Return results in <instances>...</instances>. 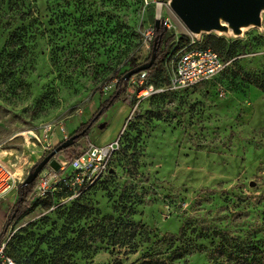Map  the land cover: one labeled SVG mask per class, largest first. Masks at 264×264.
I'll use <instances>...</instances> for the list:
<instances>
[{
  "label": "rangeland",
  "instance_id": "374dc122",
  "mask_svg": "<svg viewBox=\"0 0 264 264\" xmlns=\"http://www.w3.org/2000/svg\"><path fill=\"white\" fill-rule=\"evenodd\" d=\"M169 2L27 0L35 17L29 48L15 59L0 55V161L18 181L3 206L9 214L20 183L38 160L94 116L87 137L59 151L46 168L60 172L58 161L67 164L87 144H106L121 135L112 170L83 194L103 215H121L125 222L126 201L119 204V196L125 181L134 178L146 194L131 219L143 224L150 237L138 239L135 253L127 244L107 239L82 241L77 235L95 224L94 216L70 220L66 208L72 202L58 200L51 207L38 203L15 217L0 237L4 253L18 264H138L146 254L156 264H207L211 244L218 240L213 229L239 227L246 218L261 220L264 92L248 84L243 73L264 77V11L261 26L243 28L238 36L208 32L241 46L232 71L223 77L167 90V73L142 83L135 74L120 98L101 112V103L115 92L113 73L128 70L133 59L146 62L147 34L156 18L179 47L168 59V69L189 41L205 44L208 33L191 34ZM3 7L0 0V52L8 23L22 24ZM150 85L151 93L139 95L142 86ZM48 125L54 132L52 149L43 152L39 134ZM59 127H64L63 135ZM181 226L185 237L171 243L170 233ZM120 237L129 238L128 228ZM175 248L182 256L170 259Z\"/></svg>",
  "mask_w": 264,
  "mask_h": 264
},
{
  "label": "trees",
  "instance_id": "16d2710c",
  "mask_svg": "<svg viewBox=\"0 0 264 264\" xmlns=\"http://www.w3.org/2000/svg\"><path fill=\"white\" fill-rule=\"evenodd\" d=\"M26 2L27 0H4L6 9H4L5 7H3L2 11L7 10L13 14L15 13L18 20H20L22 24L16 25L14 27L9 25L8 23V37L4 42V45L2 47L3 49L1 50L0 55L8 53L15 59V56L18 55L23 49L29 48L28 44L33 38L31 23L33 20H35V17H33V9L30 8L29 5H26ZM26 22L28 24H26ZM152 28L153 35L151 40L149 41V52L145 61H150V56L154 46L155 60L150 65V67L145 70L146 79H149L153 75H165V73H167L166 84H168L169 72L166 62H168L170 56H173L176 53L179 47L175 46V42H173L174 36L168 35L166 32V28H164L163 25L158 26V28H155L153 25ZM205 41V44L201 45L202 47H210L218 55H220L223 61H230V63L224 68V71L216 77H223L227 72L232 71L233 63L235 62L239 54L237 53L238 48H241L239 42H230L224 36L222 37L215 33H208ZM179 42L183 44L181 39H179ZM130 65L131 66L128 70L122 71L120 72V74H117V72L113 73L114 75L112 78L116 79V83L114 85L115 92L101 103V112L112 105L113 102L118 100L121 93L125 91V86L131 79V77L125 78V73L140 64L136 63V59H133L130 61ZM243 77L248 84L257 87L264 92V77L261 78L256 74L253 75L248 72H244ZM144 87L145 86H142L141 88ZM94 121L95 117L93 116L92 120L81 123L78 128L70 134L78 135L74 143L81 137H87V130ZM120 141L121 135L119 138V144ZM64 149L65 148H63V150ZM118 150L115 152L110 161L111 164L108 174L112 170V162ZM42 158L43 157H41L38 161H40ZM135 172L136 171L134 170L132 174H135ZM108 174H106L105 176H107ZM104 177L96 180L95 182L103 180ZM129 177L132 178L131 176ZM133 180L134 178H132V180L125 181L124 185L122 186V193L119 196V204L125 203L126 201L127 209L125 210L127 212V220L125 222L121 218V215L114 216V214L111 213L103 215L98 208H94L89 200L87 201L83 192L91 187L92 184L83 189L80 192L79 196L69 200L72 203L69 207L66 208V216L68 219L79 220L83 215H85V217H95V224L88 226L87 229L81 228L79 234L77 235L78 239L85 241V237H87L90 238V242L94 244L104 243L106 239V242L110 240L111 244L114 245L127 244L130 253L136 252L140 244V241L138 239L141 238V236H144L146 240L149 239L150 236L144 228L145 226L141 223H136L131 219V215L135 212V206L140 203L142 199L141 196L146 194V192H143V186L140 185L141 183ZM35 184L36 178L32 183L26 185L20 183L16 193L17 198L15 200V203L11 206V212L7 215L6 220L2 225L3 227L0 232V237L5 233L7 225L10 224L13 219L21 213L27 211L30 207H34L38 203H42L48 207H51V205L56 204L58 200L67 195L66 188H63L62 190L53 192L49 197L45 199L29 200L30 202L28 204L27 198L32 193ZM123 210L124 208L121 210V212ZM233 215L234 214L230 215L229 222H231V220L233 219ZM261 217V220L259 218L255 219L254 221H252V219H248L247 221L246 218L243 221L244 224L239 227H233L230 225L228 226V228L213 229L211 234H213V237H216L218 240L215 243L212 242L213 244H211L209 252V258L211 261L207 264H264V213ZM257 226L258 228H256ZM126 228H128L129 238L126 241H121V232L122 230H126ZM87 230L90 231L89 234H87ZM183 237H185L183 226L178 229L177 233H170L169 235L171 243L181 240ZM68 242L69 241H67L65 245ZM72 242L74 243V240ZM77 250L80 251L81 249L78 248ZM173 253L174 254L171 255L170 259H176L182 256V251L180 250V248H175ZM147 255L149 254L143 256L141 262L138 264H156L157 261L155 262L151 258V256L149 257ZM16 264L18 263L16 262ZM69 264L77 263H75L74 261H69Z\"/></svg>",
  "mask_w": 264,
  "mask_h": 264
},
{
  "label": "built area",
  "instance_id": "2783aa9c",
  "mask_svg": "<svg viewBox=\"0 0 264 264\" xmlns=\"http://www.w3.org/2000/svg\"><path fill=\"white\" fill-rule=\"evenodd\" d=\"M147 35L151 40L153 28ZM189 42L179 49L170 64L169 81L165 86L167 90H180V88L194 87L196 84L208 82L221 74L230 63V61H223L220 55L210 47L197 46L194 44V40ZM166 63L168 65V62ZM136 77L137 82L142 83L146 79L145 71L138 72ZM152 90L151 85L145 86L139 90V95L151 93ZM59 133L63 135L64 127H59ZM53 134L52 125H48L40 131L43 152H49L52 149ZM119 138L120 135L115 140L101 145L87 144L85 150L80 152L79 156L70 159L67 164L65 161H58L60 172L43 168L36 177L31 200L45 199L53 192L63 188H66L67 195L61 198L60 202L69 201L79 196L83 189L108 174L110 161L119 149ZM56 154L53 157H56ZM67 167L70 170L65 172ZM17 184L18 181L12 168L0 161V202L17 188ZM3 248L4 243L1 242L0 264H16L11 256L4 253Z\"/></svg>",
  "mask_w": 264,
  "mask_h": 264
},
{
  "label": "water",
  "instance_id": "95a60500",
  "mask_svg": "<svg viewBox=\"0 0 264 264\" xmlns=\"http://www.w3.org/2000/svg\"><path fill=\"white\" fill-rule=\"evenodd\" d=\"M169 6L173 13L181 20L191 34L202 32H231L238 36L243 28L261 26V13L264 11V0H170ZM159 20L156 18L154 27L158 28ZM155 46L152 49L150 61L142 63L127 71L125 78L135 76L140 71H145L154 62ZM78 135H69L53 148L48 155L38 161L34 168L28 172L22 184L32 183L38 174L47 165L52 164V157L70 145Z\"/></svg>",
  "mask_w": 264,
  "mask_h": 264
},
{
  "label": "crops",
  "instance_id": "0c3cea01",
  "mask_svg": "<svg viewBox=\"0 0 264 264\" xmlns=\"http://www.w3.org/2000/svg\"><path fill=\"white\" fill-rule=\"evenodd\" d=\"M2 202H4V201L2 200L0 202V232H1V229L3 227L2 225H3L4 221L6 220V217L8 214V211H7L8 206H6V208H5L2 204Z\"/></svg>",
  "mask_w": 264,
  "mask_h": 264
}]
</instances>
